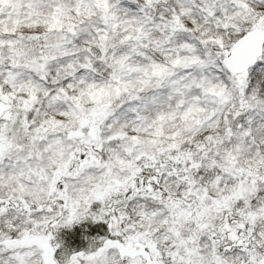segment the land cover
<instances>
[{"label": "snow or ice", "instance_id": "snow-or-ice-1", "mask_svg": "<svg viewBox=\"0 0 264 264\" xmlns=\"http://www.w3.org/2000/svg\"><path fill=\"white\" fill-rule=\"evenodd\" d=\"M259 60L264 0H0V264H264Z\"/></svg>", "mask_w": 264, "mask_h": 264}, {"label": "rangeland", "instance_id": "rangeland-1", "mask_svg": "<svg viewBox=\"0 0 264 264\" xmlns=\"http://www.w3.org/2000/svg\"><path fill=\"white\" fill-rule=\"evenodd\" d=\"M124 2H126V0H124ZM254 86L258 87L260 95H264V60H259L257 64L249 70V91ZM84 223L87 224L83 225ZM100 232L101 228L99 226L92 225L90 221H84L72 228L70 233L66 235V242L70 250L78 249L80 248L79 245L81 242L87 240L85 237L96 236Z\"/></svg>", "mask_w": 264, "mask_h": 264}, {"label": "trees", "instance_id": "trees-1", "mask_svg": "<svg viewBox=\"0 0 264 264\" xmlns=\"http://www.w3.org/2000/svg\"><path fill=\"white\" fill-rule=\"evenodd\" d=\"M84 221H82L81 223H83ZM91 222V221H90ZM89 223V222H88ZM87 223H84L83 225H86ZM92 225L94 226H99L101 228V232L98 234V235H102L103 234V229H104V225L101 223V222H97L95 224H93L91 222ZM77 224H73L71 228H67V227H63L59 230L58 232V235H57V238L59 240H62L63 241V246L68 248L69 249V245L68 243L66 242V235H68V233H70V231L72 230V228H74ZM88 244V240L86 241H82L81 244L79 245L80 248L78 249H75V250H79L81 248H84L86 245ZM70 250V249H69Z\"/></svg>", "mask_w": 264, "mask_h": 264}, {"label": "water", "instance_id": "water-1", "mask_svg": "<svg viewBox=\"0 0 264 264\" xmlns=\"http://www.w3.org/2000/svg\"><path fill=\"white\" fill-rule=\"evenodd\" d=\"M257 62H258V61H257ZM257 62H256L253 66H251L250 69L253 68V67L257 64ZM250 69H249V70H250Z\"/></svg>", "mask_w": 264, "mask_h": 264}]
</instances>
